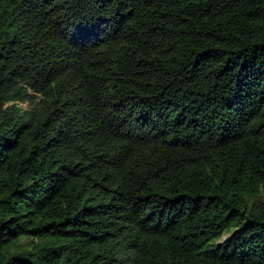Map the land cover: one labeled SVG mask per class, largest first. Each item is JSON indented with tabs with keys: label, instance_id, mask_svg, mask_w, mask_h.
<instances>
[{
	"label": "trees",
	"instance_id": "1",
	"mask_svg": "<svg viewBox=\"0 0 264 264\" xmlns=\"http://www.w3.org/2000/svg\"><path fill=\"white\" fill-rule=\"evenodd\" d=\"M0 264H264V0H0Z\"/></svg>",
	"mask_w": 264,
	"mask_h": 264
}]
</instances>
